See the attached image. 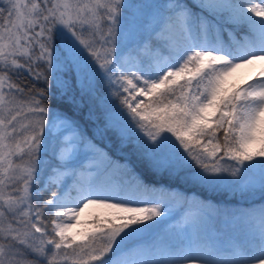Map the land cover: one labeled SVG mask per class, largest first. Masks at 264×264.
Returning a JSON list of instances; mask_svg holds the SVG:
<instances>
[{"label": "snow or ice", "instance_id": "obj_1", "mask_svg": "<svg viewBox=\"0 0 264 264\" xmlns=\"http://www.w3.org/2000/svg\"><path fill=\"white\" fill-rule=\"evenodd\" d=\"M193 5H170L164 22L182 44L130 64L118 45L126 0H0V264H264V204L225 213L244 225L228 248L195 221L179 250L144 246L167 215L158 189L49 106L53 81L73 110L103 81L121 106L107 127L153 176L258 187L264 199V0ZM81 147L89 165L78 170Z\"/></svg>", "mask_w": 264, "mask_h": 264}, {"label": "rangeland", "instance_id": "obj_2", "mask_svg": "<svg viewBox=\"0 0 264 264\" xmlns=\"http://www.w3.org/2000/svg\"><path fill=\"white\" fill-rule=\"evenodd\" d=\"M126 0V6L123 10V22H129V27L125 36L118 35V45L119 51L124 54L125 59L131 64L136 63L139 60L135 57V52H129L130 45L141 41V44L145 46L146 50L150 53V57H158L161 55H166V49L162 48L160 45H155L150 39V30L153 29L158 23V17L162 13L163 9H159L157 6L160 5V0ZM175 3L187 4L189 7L194 8L193 0L190 3L187 1L180 2L179 0H167L166 5L169 9L170 5ZM169 13V10H168ZM144 26L143 32L138 33L137 30ZM123 31V30H122ZM120 32V35L124 32ZM240 33H237L239 37ZM223 39L227 41V35L225 34ZM120 40L122 42L120 43ZM178 42L182 44V40L178 38ZM176 45V44H175ZM173 45V46H175ZM168 47V44H166ZM56 115H61L58 111L53 110ZM97 149H101L106 152L113 161L117 164L118 161L114 159L111 152L106 149L101 144L97 143L93 139H88ZM51 152H49V159L51 160ZM89 165V152L85 147H81L78 152V159L76 161L77 169L87 168ZM119 165H127L128 168L139 174L134 166L128 161ZM123 173L124 169L119 170ZM50 171L46 170L41 173L43 179H47ZM140 175V174H139ZM141 176V175H140ZM94 178V173L85 172V179ZM112 178L118 179L119 176H113ZM142 178V177H141ZM258 179V174L255 177ZM72 177L68 176L65 178V183L71 186ZM150 187L158 189L154 198L162 200L161 205L167 212L166 217L158 218L162 222L161 224L153 229L151 232L145 235L141 243L149 248H154L158 251H168V250H179L181 246L187 243V237L191 233V225L193 221L196 222L198 229L201 234L211 238L214 242L219 244L223 248L230 247V242L234 237H237L242 232L244 225L241 222H235L232 217L220 222L217 220V213L219 209L212 202H210V197L202 195L199 191L190 190L185 193L181 192L178 188H171L163 181H158L156 183H147ZM45 193V196L43 195ZM42 195L47 197L49 195L48 191H44ZM181 194L185 196V201L180 202L176 197ZM74 195V193H73ZM233 196V194L231 195ZM237 196V195H236ZM248 202L235 201L232 202L236 206L235 210H224L222 215L226 216L225 213H232L237 211H251L253 209L258 210L261 204H264V199L261 198L259 188L257 187L254 192L247 193L246 197ZM207 199V200H206ZM245 203V204H244ZM205 205H210L211 207H205ZM246 205V206H245ZM92 210H89L91 212ZM211 214L210 216L208 214ZM51 216L46 212L44 215V221L50 226ZM84 218H88V213L85 214ZM151 223V222H150ZM50 231V230H49ZM37 237L39 233L35 234ZM51 247V246H49ZM63 251V250H62ZM31 257H34L32 255ZM30 260L33 258L28 257ZM35 258V257H34ZM45 259V258H40ZM59 264H70L59 262Z\"/></svg>", "mask_w": 264, "mask_h": 264}, {"label": "trees", "instance_id": "obj_3", "mask_svg": "<svg viewBox=\"0 0 264 264\" xmlns=\"http://www.w3.org/2000/svg\"><path fill=\"white\" fill-rule=\"evenodd\" d=\"M174 34L175 33H170L165 31L164 23H162V27L160 31L154 34L153 38L155 41L160 43L164 40L172 39L174 37ZM137 54L144 58L145 53L143 51V48L140 47L139 50H137ZM61 79H63V77H61ZM20 82L24 83L25 81L22 79ZM27 83L31 85V81H28ZM42 86H43L42 82H38L36 84L37 88ZM51 90L53 96L50 101V104L55 106L57 109H59L60 112L67 113V115H69L73 120L76 121V123L80 126V128L83 130L85 134L94 135L97 140L101 141L102 143L108 144L111 148V151L116 153L118 152V154H121L127 157L128 159L134 161L137 167L143 172V174L147 178L162 179L160 176L152 175V173L148 170L146 166V162L140 157V154L133 149L132 145H128L127 147H123V148L120 147V143L119 140L117 139L115 132L111 128L107 127L109 123L112 121L114 114L121 106H120L119 98L112 96L110 94L108 87L103 81L96 82L93 84L91 92L83 95L82 104L80 108L75 110L61 103L59 91L56 88L55 81H53ZM76 91L79 97V90L77 89ZM89 111L92 112L91 118H89ZM73 112L76 113L72 114ZM162 180H164L170 186H178L182 190V192L195 189L201 192L202 194L208 195L216 200L224 201V204L226 205L230 204L229 199L231 198L229 195L231 194V192H234L230 188L222 187L217 190H212L205 186L186 184L179 181H169L167 179H162ZM229 206H233V205H229ZM31 256L32 255H29L30 258L36 259ZM63 262L70 263V261H63Z\"/></svg>", "mask_w": 264, "mask_h": 264}, {"label": "bare ground", "instance_id": "obj_4", "mask_svg": "<svg viewBox=\"0 0 264 264\" xmlns=\"http://www.w3.org/2000/svg\"><path fill=\"white\" fill-rule=\"evenodd\" d=\"M140 1H141V0H140ZM140 1H139V2H140ZM163 1H164V3L166 4L167 0H160V3L163 2ZM127 27H129V22L126 20V21L123 22V31H122V32H124V34H122V35L119 34V36H123V37L125 36V33H126V31H127V30H126ZM138 33H139V32H138ZM125 37H126V36H125ZM169 42H171V41H169ZM166 44H167V43H166ZM166 44H165V45H166ZM140 47L143 48L144 53L147 54V50H146L145 46H143V45H141V44H140V45L138 44V49H139ZM57 75H60V76H61V74H57ZM61 77H63V75H62ZM53 101H54V100H53ZM49 106L52 107L53 110H56V111H58V112L60 111L59 109H57L55 106H53V105H51V104H50ZM75 113H76V112H73L72 114H75ZM68 116H69V115H68ZM69 117H70V116H69ZM126 162H127V160L124 161V163H126Z\"/></svg>", "mask_w": 264, "mask_h": 264}]
</instances>
